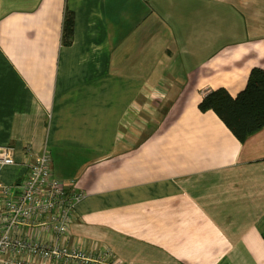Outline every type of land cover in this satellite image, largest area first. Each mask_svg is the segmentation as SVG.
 <instances>
[{
    "label": "crops",
    "instance_id": "0c3cea01",
    "mask_svg": "<svg viewBox=\"0 0 264 264\" xmlns=\"http://www.w3.org/2000/svg\"><path fill=\"white\" fill-rule=\"evenodd\" d=\"M65 9L73 39L61 44ZM264 69V0H0V144L82 199L62 239L125 264H264V125L198 103Z\"/></svg>",
    "mask_w": 264,
    "mask_h": 264
},
{
    "label": "built area",
    "instance_id": "2783aa9c",
    "mask_svg": "<svg viewBox=\"0 0 264 264\" xmlns=\"http://www.w3.org/2000/svg\"><path fill=\"white\" fill-rule=\"evenodd\" d=\"M29 152L20 181L0 176V264H125L108 247L69 246L66 236L82 194L52 174L43 148ZM15 163L14 147L0 144V167Z\"/></svg>",
    "mask_w": 264,
    "mask_h": 264
},
{
    "label": "trees",
    "instance_id": "16d2710c",
    "mask_svg": "<svg viewBox=\"0 0 264 264\" xmlns=\"http://www.w3.org/2000/svg\"><path fill=\"white\" fill-rule=\"evenodd\" d=\"M74 14L65 9L62 19L61 44L70 45L73 39ZM202 111L211 109L239 140L264 125V69L253 67L245 86L231 96L223 87L213 90L198 103Z\"/></svg>",
    "mask_w": 264,
    "mask_h": 264
},
{
    "label": "rangeland",
    "instance_id": "374dc122",
    "mask_svg": "<svg viewBox=\"0 0 264 264\" xmlns=\"http://www.w3.org/2000/svg\"><path fill=\"white\" fill-rule=\"evenodd\" d=\"M26 172V171H25Z\"/></svg>",
    "mask_w": 264,
    "mask_h": 264
}]
</instances>
